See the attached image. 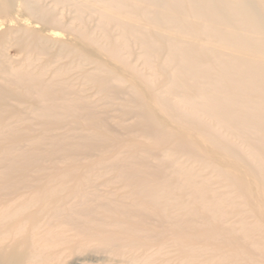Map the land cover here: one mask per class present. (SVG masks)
Returning a JSON list of instances; mask_svg holds the SVG:
<instances>
[{
  "label": "bare ground",
  "instance_id": "1",
  "mask_svg": "<svg viewBox=\"0 0 264 264\" xmlns=\"http://www.w3.org/2000/svg\"><path fill=\"white\" fill-rule=\"evenodd\" d=\"M39 1L0 34V264H264V0Z\"/></svg>",
  "mask_w": 264,
  "mask_h": 264
},
{
  "label": "rangeland",
  "instance_id": "2",
  "mask_svg": "<svg viewBox=\"0 0 264 264\" xmlns=\"http://www.w3.org/2000/svg\"><path fill=\"white\" fill-rule=\"evenodd\" d=\"M15 1H19L20 4L17 6L16 3L14 2V0H12L11 2L7 1L5 2V7L4 8H0V34L3 32V30H5L8 27L14 26L15 24H18L20 21H16L13 18L15 16L18 17V15H24V10H25V5H24V0H15ZM41 1V0H40ZM39 1V2H40ZM43 5L44 7H46L47 9H51L53 10V12H55L59 18H61L62 20H66V19H70L73 20V15L70 13V10L67 6L65 5H54L53 0H42L39 5ZM95 15L89 17L88 20V27H93L94 26V17ZM20 19V17H19ZM39 28V24H36L35 27ZM57 36L58 38H67L69 35L67 34V31L65 30H61L58 29L57 30ZM98 35V34H97ZM114 39H115V32L113 35ZM118 39V38H117ZM73 43L75 45H79L84 51H86L88 54H90L92 57V59L96 60V61H102L105 66H110L112 68H120V64L115 62L114 60L110 59L106 53L101 50V49H97L95 46H91L86 44L84 41L81 42H75L73 41ZM8 46V44H7ZM5 55H7L10 59H18L20 57V54H17L16 52V47L15 45H10L7 47V49L5 50ZM52 53H54V51H52ZM12 56V57H11ZM129 61L135 63V65L138 68H143L142 67V63L140 60H134V58L132 56H128ZM69 61V57L63 59L61 62H68ZM86 67L91 68L92 65H88ZM73 73V79L70 78V80L76 81L75 84V89L77 90L78 94L82 95L83 97H85V99L87 98L88 101L90 102H96L98 103L97 106H99V108H103V109H112L111 110V115H116L118 114L117 111H113V108L110 104H105L104 100L102 98V96L98 93L96 86L93 84L92 80L88 79V78H83V76L80 75V73H77L76 70L72 71ZM126 75V73H124ZM146 120L148 121V123H150L151 126H153L152 124L154 123L155 126L153 127H157L159 130H164L163 126H157L155 120L151 117H147Z\"/></svg>",
  "mask_w": 264,
  "mask_h": 264
}]
</instances>
